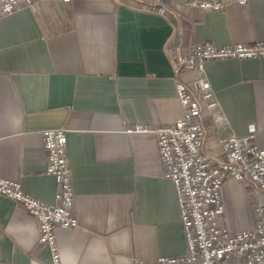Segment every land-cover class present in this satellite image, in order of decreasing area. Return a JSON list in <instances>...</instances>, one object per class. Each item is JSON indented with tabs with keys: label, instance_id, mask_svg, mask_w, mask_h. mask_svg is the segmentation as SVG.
<instances>
[{
	"label": "crops",
	"instance_id": "1",
	"mask_svg": "<svg viewBox=\"0 0 264 264\" xmlns=\"http://www.w3.org/2000/svg\"><path fill=\"white\" fill-rule=\"evenodd\" d=\"M186 0H49L0 17V176L57 203L43 131L66 126L78 227L60 228V264H133L187 247L175 186L164 178L152 132L185 113L172 59L193 44L264 41V0H221L218 10ZM206 73L233 131L264 147V57L209 59ZM211 125V121H207ZM223 221L253 229L264 191L236 179L222 188ZM36 218L0 196V264H54ZM234 264H237L236 262Z\"/></svg>",
	"mask_w": 264,
	"mask_h": 264
},
{
	"label": "built area",
	"instance_id": "2",
	"mask_svg": "<svg viewBox=\"0 0 264 264\" xmlns=\"http://www.w3.org/2000/svg\"><path fill=\"white\" fill-rule=\"evenodd\" d=\"M42 1L49 0H0V17ZM161 1L145 6L154 8ZM189 6L218 10L224 7V2L186 0L179 4L177 13ZM249 57H264V41L220 46L205 41L193 44L187 53L178 52L172 59L177 74L195 72L191 85L183 80L177 82L184 115L173 123L129 129L150 131L156 136L163 176L174 183L187 241L181 255L162 256L153 261L138 259L133 264H264V203L256 205L257 221L253 229L232 231L223 221L221 192L230 179L264 191V147L259 146L254 134L240 136L231 131L219 138V154L205 149L208 132L215 133L219 127L229 125L206 73V60ZM207 121H211L210 126ZM67 132L66 126L43 131L46 172L55 177L57 203L32 196L19 181L0 176V196L13 199L36 218L39 241L51 248L54 264L61 263L57 230L74 229L79 221L74 210L76 197Z\"/></svg>",
	"mask_w": 264,
	"mask_h": 264
}]
</instances>
